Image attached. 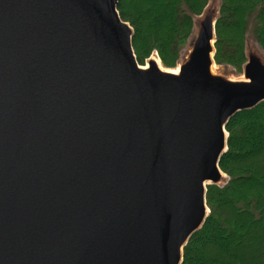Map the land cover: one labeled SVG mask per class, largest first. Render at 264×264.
<instances>
[{"label":"water","instance_id":"obj_1","mask_svg":"<svg viewBox=\"0 0 264 264\" xmlns=\"http://www.w3.org/2000/svg\"><path fill=\"white\" fill-rule=\"evenodd\" d=\"M118 1L0 0V264H181L227 122L264 102L263 56L212 70L219 8L175 71L137 63Z\"/></svg>","mask_w":264,"mask_h":264},{"label":"trees","instance_id":"obj_2","mask_svg":"<svg viewBox=\"0 0 264 264\" xmlns=\"http://www.w3.org/2000/svg\"><path fill=\"white\" fill-rule=\"evenodd\" d=\"M208 2L119 0L117 11L132 28L137 63L143 66L156 53L162 67L175 69L193 33V19ZM249 27L264 53V0H220L217 66L242 72ZM225 130L227 151L218 165L228 181L206 186L209 215L184 246L181 264H264V102L230 118Z\"/></svg>","mask_w":264,"mask_h":264},{"label":"rangeland","instance_id":"obj_3","mask_svg":"<svg viewBox=\"0 0 264 264\" xmlns=\"http://www.w3.org/2000/svg\"><path fill=\"white\" fill-rule=\"evenodd\" d=\"M211 5H214L213 7H215L216 9L219 8L220 6V0H209L208 2V6H211ZM194 20H197V17H195L193 19ZM252 26V25H251ZM251 28L249 27L248 29V33L246 35V41H245V46L246 48L250 51H253L255 53H257L258 55H261L264 57V53L261 51V49L257 46L256 42L254 41L253 37L251 36ZM193 36H194V28H193V33L192 35L190 36L189 40H188V43L185 47V49L183 50L182 54H181V57H184L185 53H186V50H187V47L189 45V41H191V39H193ZM179 63V62H178ZM146 64V60L144 62V65ZM218 68L217 72L221 73V74H224L225 76H227L229 79H232V80H243L244 77H243V70L241 73H238L235 71L234 68L230 67V66H216ZM166 69V68H165ZM176 71V70H175ZM227 178L224 176L222 182L220 183V186L224 185V183L226 182Z\"/></svg>","mask_w":264,"mask_h":264},{"label":"bare ground","instance_id":"obj_4","mask_svg":"<svg viewBox=\"0 0 264 264\" xmlns=\"http://www.w3.org/2000/svg\"><path fill=\"white\" fill-rule=\"evenodd\" d=\"M156 61H157V63H159L158 58H156ZM159 64H160V63H159ZM160 65H161V64H160ZM212 70L216 72V71L218 70V68H217L216 66H214Z\"/></svg>","mask_w":264,"mask_h":264}]
</instances>
